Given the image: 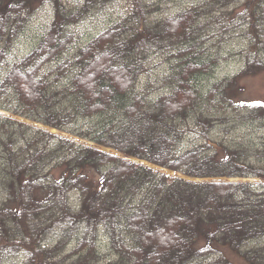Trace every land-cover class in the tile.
I'll return each instance as SVG.
<instances>
[{"label": "trees", "instance_id": "1", "mask_svg": "<svg viewBox=\"0 0 264 264\" xmlns=\"http://www.w3.org/2000/svg\"><path fill=\"white\" fill-rule=\"evenodd\" d=\"M117 1L0 0V70L52 7L2 78L0 110L75 138L0 115V264H234L227 251L264 264V139L249 136L264 130V105L233 93L264 69V0H203L161 20L152 0H130L128 15L66 57L74 28ZM239 28L244 69L205 86L221 59L206 46ZM154 53L176 63L159 94L139 86ZM234 128L251 130L225 138Z\"/></svg>", "mask_w": 264, "mask_h": 264}, {"label": "rangeland", "instance_id": "2", "mask_svg": "<svg viewBox=\"0 0 264 264\" xmlns=\"http://www.w3.org/2000/svg\"><path fill=\"white\" fill-rule=\"evenodd\" d=\"M199 1L203 0H152L157 8V12L155 14L156 20H161L164 17H168L169 15L174 16L179 10L190 8L194 5V3H198ZM64 4L68 6L69 9L78 7L83 0H63ZM132 4H130V0H119L116 4H108L107 9L104 11H94L93 13L89 14L85 19L81 21V23L74 28V32L76 35V40L73 44V47L70 53H67L68 56H72L75 52L86 46L91 39L95 36L100 34L104 31L107 27L111 24L117 22L121 18L128 15L129 10L131 9ZM52 7L50 4H46L43 7L40 15L34 18L26 27L25 32L16 44L11 55L7 57V63L2 67L0 70V82L4 77L6 71L9 68L10 64H13L17 59L23 58L27 54H29L35 47L38 42L39 37L42 34V31L46 24L51 20L52 16ZM240 22V19H237V22ZM205 24L207 21H203ZM202 23V21H200ZM203 23V24H204ZM242 28L237 29L238 32H233L236 30H230L225 34L226 41L223 42L221 45L218 44L220 38V33L216 30V35L214 38L211 39L209 42L210 46H206L208 49V53L213 56V58L220 55L221 59L218 63V66L214 69L209 80L203 82L205 86L209 84H214L218 81H221L226 78L234 77L239 74L244 69V62L242 59L243 52L247 49V40L245 36H243V32H239ZM151 69L147 75L142 76L140 78V88L145 89L147 81L148 83L151 81L152 94H159L163 92H167L168 88H162V84L160 83L159 79L161 77H166L170 74V67L173 66L175 60H167L166 56L159 54H152L151 56ZM70 74L73 72V68L71 65L68 68ZM48 71V70H46ZM69 74V75H70ZM71 76V75H70ZM61 85H65L68 83V78L62 79ZM234 85L236 87L233 90V93H236L237 103L241 104L243 102L246 103H260L264 105V69H261L255 73L253 76L243 77L238 79ZM0 115L7 118L18 119L24 121L21 118H17L8 112H4L0 110ZM28 124H32L27 122ZM34 125V124H33ZM38 126V125H35ZM41 127V126H40ZM46 129V128H45ZM251 129H244L240 131V129H232L233 132H230L228 135H225V138H239L243 136L245 133H248ZM53 133L57 135L67 137L70 139H75L69 133L63 131L52 130ZM241 132V133H240ZM220 135V134H219ZM223 137V135L221 134ZM249 136L254 139L255 141H260L264 139V130L262 131H252L250 132ZM187 141L183 144L184 146H188L191 144L193 136H188ZM82 144H90L88 141L79 140ZM108 152L117 154L109 150ZM135 160V159H132ZM137 161V160H135ZM171 175H175L170 172ZM251 181V180H246ZM254 181V180H253ZM252 181V182H253ZM74 196L71 195V198H68L70 201V207L76 209L74 206L75 201L73 200ZM56 234V235H55ZM53 236H50L45 242V246H49L50 243L53 242L55 237L59 235V233H55ZM60 237V236H59ZM228 253V256L232 260L234 264H247L242 258L234 253ZM112 258V257H111ZM23 262V258L21 255H17L15 257H10L8 260L2 262L1 264H21Z\"/></svg>", "mask_w": 264, "mask_h": 264}]
</instances>
